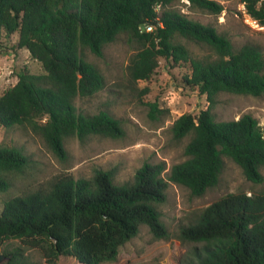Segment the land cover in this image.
<instances>
[{"label": "trees", "instance_id": "1", "mask_svg": "<svg viewBox=\"0 0 264 264\" xmlns=\"http://www.w3.org/2000/svg\"><path fill=\"white\" fill-rule=\"evenodd\" d=\"M172 1L0 0V45L17 34V47L26 49L43 69L35 75L22 68L17 83L0 96V126L30 130L57 157L66 156L68 138L116 139L122 134L120 120L110 113L88 114L76 106V99L104 88L101 71L85 59V52L102 57L105 46L121 35L137 44L128 65L133 83L150 80L162 59L186 64L190 73L183 83L210 104L197 115L185 113L173 122L174 139L189 137L187 159L173 165L166 178L163 162L144 164L123 184L113 182L111 171L96 169L89 179L61 174L5 200L0 248L18 241L38 250L47 264H58L60 257L80 264L112 263L140 226L148 227L156 239L167 238L158 206L166 200L169 183L201 197L217 186L224 157L251 183L264 182V126L250 114L216 121L211 112L220 93L264 97V53L248 44L235 48L213 27L167 8ZM187 1L213 15L223 11L216 1ZM241 2L246 14L264 26V0ZM145 25L156 28L141 32ZM181 39L207 46L214 58L192 56ZM150 108L157 119L164 114L155 103ZM27 162L21 148L0 145V191L9 188L5 175L22 172ZM178 239L201 244L187 264H264V193L225 195L194 222L181 226ZM2 254L11 257L6 264H34L18 249Z\"/></svg>", "mask_w": 264, "mask_h": 264}, {"label": "rangeland", "instance_id": "2", "mask_svg": "<svg viewBox=\"0 0 264 264\" xmlns=\"http://www.w3.org/2000/svg\"><path fill=\"white\" fill-rule=\"evenodd\" d=\"M212 1L223 6L221 14L213 15L192 8L184 0H173L167 8L213 27L226 35L235 48L248 44L264 53V26L246 14L241 0ZM17 41V34L1 41L0 96L17 83L22 68L35 75L43 73L41 64L26 49L18 48ZM180 42L194 57L214 58L207 46L183 39ZM136 51L137 44L121 35L114 43L105 46L102 57L85 52V59L101 71L104 88L90 98L76 99V106L88 114L105 111L120 120L122 134L119 138H68L65 142L66 156L60 158L30 130L0 126V145L21 148L28 158L22 172L5 175L9 188L0 191V212L5 200L35 190L61 174L89 179L96 169H102L112 172L115 184H123L130 182L136 170L144 164L163 162V176L166 178L173 165L187 159L185 147L189 137L174 139L171 126L181 115L189 112L197 115L210 104L204 96L183 83V77L190 73L186 64L171 65L162 59L150 80L133 83L128 65ZM154 103L164 111L158 119L150 108ZM211 112L216 121L237 120L244 114H250L264 126V97L220 93ZM223 161L224 168L217 186L208 189L201 197H194L186 188L169 183L166 200L158 206L167 238L156 239L148 227L140 226L138 235L120 248L117 260L104 264H187L193 249L201 244L182 243L178 239L181 226L194 222L203 209L227 194L264 193V182L251 183L233 161L226 157ZM260 171L264 176V168ZM4 249H18L29 262L47 264L38 250L27 249L18 241L5 242L0 248L1 254ZM193 257L197 258V255L194 253ZM58 264L80 263L71 257H60Z\"/></svg>", "mask_w": 264, "mask_h": 264}, {"label": "built area", "instance_id": "3", "mask_svg": "<svg viewBox=\"0 0 264 264\" xmlns=\"http://www.w3.org/2000/svg\"><path fill=\"white\" fill-rule=\"evenodd\" d=\"M184 1L187 2V3H189L187 0H184ZM158 8L159 7H157V9ZM159 27H162V24L161 23H159ZM155 28L156 27L154 25H145V26H143V27L140 28V31L141 32H147V33H149V32H152Z\"/></svg>", "mask_w": 264, "mask_h": 264}, {"label": "water", "instance_id": "4", "mask_svg": "<svg viewBox=\"0 0 264 264\" xmlns=\"http://www.w3.org/2000/svg\"><path fill=\"white\" fill-rule=\"evenodd\" d=\"M10 258H11L10 256H6V255L0 253V264L6 263L7 261L10 260Z\"/></svg>", "mask_w": 264, "mask_h": 264}]
</instances>
